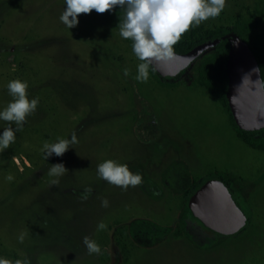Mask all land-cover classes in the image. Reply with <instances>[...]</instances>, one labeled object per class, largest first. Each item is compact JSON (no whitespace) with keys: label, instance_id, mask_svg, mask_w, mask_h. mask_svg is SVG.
Listing matches in <instances>:
<instances>
[{"label":"rangeland","instance_id":"obj_1","mask_svg":"<svg viewBox=\"0 0 264 264\" xmlns=\"http://www.w3.org/2000/svg\"><path fill=\"white\" fill-rule=\"evenodd\" d=\"M256 1L226 0L218 17L200 25L229 26ZM65 7V0H0V110L12 99L7 84L13 79L28 83L30 99L39 98L15 143L0 152V258L30 264L264 263V151L239 138L220 102L192 82L196 56L176 79L167 77L177 82L173 87L151 72L147 83L138 82L139 61L111 14L82 13L69 29L59 20ZM231 38L235 77L251 58ZM7 126L0 120V134ZM73 131L78 143L46 160L43 144L70 139ZM107 159L140 173L142 184L124 191L98 179L96 167ZM55 163L68 172L54 185L48 170ZM183 173L196 182L217 173L234 177L235 197L248 217L242 230L220 235L189 217ZM88 186L93 191L83 200ZM105 198L108 207L101 206ZM158 225L170 228L159 242L142 244L153 241ZM21 232L27 233L23 243ZM86 235L101 246L100 254H88Z\"/></svg>","mask_w":264,"mask_h":264},{"label":"clouds","instance_id":"obj_2","mask_svg":"<svg viewBox=\"0 0 264 264\" xmlns=\"http://www.w3.org/2000/svg\"><path fill=\"white\" fill-rule=\"evenodd\" d=\"M65 5L59 20L69 29L78 25V16L82 13L90 14L95 10L103 14L119 7L122 13L117 25L119 35L132 42V52L139 61L135 80L147 83L150 71L157 70L156 63L174 57V46L181 40L183 34L202 22L218 17L226 7V0H65ZM123 72L125 76L130 74L128 68ZM7 89L12 99L3 110H0V120L8 125L0 134V152L15 143L16 133L23 129L28 116L33 115L39 105L38 97L29 98L26 81L10 80ZM70 137V139H58L54 143L45 142L43 144L45 159L53 154L63 156L72 145L78 143L75 131ZM67 172L68 169L63 163L51 164L48 175L55 177L51 183L58 184V178ZM96 174L98 179H103L124 191L129 187L140 186L143 182L140 173L132 172L127 164L113 159L99 163ZM6 179L11 181L13 177L9 175ZM92 191L91 186L86 187L81 199L86 200ZM101 206H109L107 198L101 201ZM97 227L102 230L106 225L101 222ZM26 235V232H21L18 241L23 243ZM82 242L89 255L101 253V246L89 236H84ZM0 264H30V261L16 259L13 262L0 258Z\"/></svg>","mask_w":264,"mask_h":264},{"label":"trees","instance_id":"obj_3","mask_svg":"<svg viewBox=\"0 0 264 264\" xmlns=\"http://www.w3.org/2000/svg\"><path fill=\"white\" fill-rule=\"evenodd\" d=\"M120 12L121 9L119 7L113 9L112 11H109L116 25H118L120 15H122V13ZM263 20L264 0H257L253 6L247 5L245 7V13L237 16L234 19L233 23L229 26L220 25L214 27H207L204 25H199L192 27L188 32L183 34L181 40L174 46V51L179 53H185L193 49L197 45L202 44L208 40L223 37L219 42L215 44V46L210 51L195 57L193 64L195 77L193 78L192 82L204 87L212 96H214L220 102V104L228 115V118L236 135L239 138H241L252 148L264 151V123L253 127H244L240 125L233 113L229 97V66L233 62V55L236 49L235 42L230 37L231 35L247 47L249 53L252 56V59L254 60L257 73L260 77L264 89ZM127 42L131 48L132 42L130 40H127ZM186 69L187 68L182 69L179 74L183 73ZM150 72L162 85L173 87L177 83L175 82L174 78H167L163 76L158 70ZM179 74L175 76V79L178 77ZM217 175H220L223 178L224 182L229 186L230 190H232L231 192L234 193L233 195H235V178L230 177L226 173H217ZM180 179L183 183V185L181 186L183 196L182 202L185 203L186 210L189 213V217L194 218L190 210L188 209L187 201L188 198L191 196V193L194 188L204 182L206 179L202 180L201 182H196V178L190 176L187 173H183ZM235 200L238 205H240L236 197ZM130 226H137V222H132ZM169 228V226L162 227L158 225V230H156L153 234V241L147 242L144 240L141 241V243L145 245H153L159 242L163 235L168 232ZM125 234L130 235V232L126 231ZM138 235L144 237V235ZM138 240L140 241L141 238H138Z\"/></svg>","mask_w":264,"mask_h":264},{"label":"water","instance_id":"obj_4","mask_svg":"<svg viewBox=\"0 0 264 264\" xmlns=\"http://www.w3.org/2000/svg\"><path fill=\"white\" fill-rule=\"evenodd\" d=\"M222 38L208 40L185 53L174 51L175 55L171 60L156 63L155 67L163 76L171 77L187 66L204 48L216 44ZM245 48L252 61L246 60L235 77L232 76L230 64L229 97L232 110L234 109L236 112V119L239 123L241 121L246 124V126L240 125L253 127L264 121V89L254 60L246 46ZM259 80L260 82H258ZM231 94H233L232 99ZM188 205L193 215L200 219L205 226L222 234L237 233L248 220L228 185L220 176L209 178L197 187L189 199Z\"/></svg>","mask_w":264,"mask_h":264},{"label":"flooded vegetation","instance_id":"obj_5","mask_svg":"<svg viewBox=\"0 0 264 264\" xmlns=\"http://www.w3.org/2000/svg\"><path fill=\"white\" fill-rule=\"evenodd\" d=\"M177 74H179V72L178 73H176L175 74V76H177ZM194 177V176H193ZM221 177V176H220ZM222 178V177H221ZM223 179V178H222ZM224 181V180H223ZM203 183V182H202ZM201 183V184H202ZM201 184H199L198 186H196L195 188H194V190L192 191V193H191V196H192V194L194 193V191L196 190V188L197 187H199ZM229 187V186H228ZM230 189V188H229ZM232 191V190H231ZM233 193V192H232ZM234 194V193H233ZM191 196L188 198V201H187V204H188V202H189V199L191 198ZM235 196V195H234ZM238 204V203H237ZM189 206V205H188ZM239 207L243 210V208L239 205ZM190 210V209H189ZM244 211V210H243ZM190 212H191V210H190ZM245 212V211H244ZM246 213V212H245ZM191 214H193L192 212H191ZM247 215V214H246ZM194 216V215H193ZM195 217V216H194ZM196 218V217H195ZM197 220H199L201 223H202V221L200 220V219H198V218H196ZM203 224V223H202ZM204 225V224H203ZM206 228H208L209 230H211L212 232H214V233H216V234H220V235H229V234H222V233H220V232H217V231H215V230H213V229H211V228H209V227H207V226H205ZM242 228L243 227H241L240 228V230H242ZM239 230V231H240ZM238 231V232H239Z\"/></svg>","mask_w":264,"mask_h":264}]
</instances>
